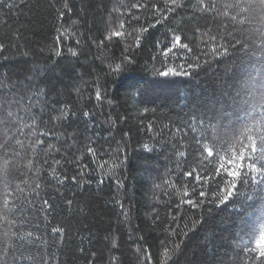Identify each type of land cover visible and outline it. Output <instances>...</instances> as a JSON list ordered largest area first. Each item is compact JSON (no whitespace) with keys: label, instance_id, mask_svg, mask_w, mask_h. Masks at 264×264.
Returning <instances> with one entry per match:
<instances>
[{"label":"trees","instance_id":"trees-1","mask_svg":"<svg viewBox=\"0 0 264 264\" xmlns=\"http://www.w3.org/2000/svg\"><path fill=\"white\" fill-rule=\"evenodd\" d=\"M262 44L264 0H3L0 106L16 101V120L0 123L15 138L0 139V196L21 209L0 235L9 264H259L244 249L264 221L237 213L261 189L238 180L223 206L217 169L244 127L264 130ZM225 107L236 139L209 159L197 144L213 147L207 117Z\"/></svg>","mask_w":264,"mask_h":264},{"label":"snow or ice","instance_id":"snow-or-ice-1","mask_svg":"<svg viewBox=\"0 0 264 264\" xmlns=\"http://www.w3.org/2000/svg\"><path fill=\"white\" fill-rule=\"evenodd\" d=\"M2 3L3 0H0V4ZM241 3H247V0H241ZM8 7L11 8L12 5H8ZM249 7H251V5H249ZM115 35H120V33H116ZM176 39L179 42L180 37H177ZM184 47H187V45H184ZM262 49H264V44H262L261 47L257 49V51H260ZM214 51H216L217 53L219 52L218 49H214ZM169 71L174 72V70L172 69H170ZM161 74L166 76L169 73L164 72ZM188 74L189 73H184V75ZM244 91L246 92L247 90L245 89ZM238 98L239 93L237 94V99ZM253 99L256 100L257 103H259L260 101H264V95H261L259 97L254 96ZM12 103H16V101H12L7 105L0 106V108L6 107L8 109L4 112V116L6 118L0 121V123H2L5 129H7L8 131L11 130V128L9 127V121L15 123L16 120V117H14L13 112L10 110L12 107ZM85 115H87V113H85ZM217 120L219 121V123L215 125L216 137L212 139L213 147H209L208 144L205 143L201 148V146L197 144V148L205 152L209 159L216 158L219 155L218 151L214 153L213 150L216 145H220L223 148L236 139L235 130L237 122L232 121V113H230L226 107L221 108L218 115L207 117L209 126L205 128V131L209 132V135L202 137V139L211 138L210 129L212 126V122ZM203 122L204 121L201 120V123ZM261 123L264 124V121H262ZM4 137H6L8 141L4 143V147L7 148L9 143H11L15 138L7 137L6 132L4 133L3 137H0V139H4ZM239 137L241 141L247 140V143L243 144L239 149V155L237 156L236 151H233L230 158H225V164L227 165V167L225 166V164H221L217 169L218 176L223 174L230 178L226 181V184L230 186L231 190H229L227 194L223 195V199L220 200V204L223 206L229 203H236L238 200H240V196L236 192V189L238 188V180L242 181L245 185H248L250 183L251 185H255L257 188H260L261 191L255 193V196L257 198H260L262 196V193H264V188L261 187L264 186V130H261L259 127H257L255 130H253V128L244 127L239 132ZM15 143L17 145L21 144L19 140H15ZM89 151H91V149ZM245 161H249V163L245 164ZM258 164L259 167L257 166ZM250 173L251 177L249 180ZM189 175H191V173H189ZM257 175L260 177V179H257ZM197 179H199V177H197ZM9 189L10 188L5 189L3 191V195L0 196V228H3V231L0 232V235H2L3 237L9 236V233H11L12 236H15L17 234L16 232L12 231L13 226L10 224L8 217L15 216L16 213L21 210L17 196ZM257 198L249 197L246 202L240 200L243 208L240 212L237 213V215L243 216L245 215V213L251 210L252 216L256 217L257 223H259L260 221H264V216H259L258 214V204L264 202V200ZM45 203H47V201H45ZM262 232H264V223H259V238ZM258 239L253 242V247L246 248L244 249V251L247 252L250 257H257L259 259V264H264V249L258 247ZM10 253L11 247L5 243L4 247L0 249V264H9L8 256Z\"/></svg>","mask_w":264,"mask_h":264}]
</instances>
